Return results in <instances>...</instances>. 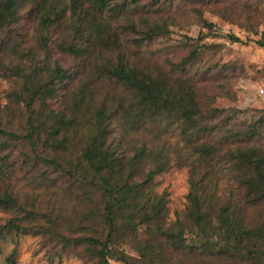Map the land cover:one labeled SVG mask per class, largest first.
<instances>
[{
	"label": "trees",
	"instance_id": "1",
	"mask_svg": "<svg viewBox=\"0 0 264 264\" xmlns=\"http://www.w3.org/2000/svg\"><path fill=\"white\" fill-rule=\"evenodd\" d=\"M173 1L0 0V77L15 86L0 104L8 117L0 121V210L13 213L0 245L35 235L51 259L79 248L97 264H264V114L214 123L223 112L205 108L186 74L207 45L186 44L187 55L163 63L142 55L168 38L170 21L155 15ZM153 124L178 132L191 158L187 205L174 220L168 194L156 190L169 154L136 143ZM222 171L234 185L228 195L217 189ZM25 176L33 188L65 186L74 198L68 213L50 200L39 207L19 184Z\"/></svg>",
	"mask_w": 264,
	"mask_h": 264
},
{
	"label": "rangeland",
	"instance_id": "2",
	"mask_svg": "<svg viewBox=\"0 0 264 264\" xmlns=\"http://www.w3.org/2000/svg\"><path fill=\"white\" fill-rule=\"evenodd\" d=\"M195 9L201 10L204 21L211 26L201 24L200 15ZM155 17L170 21L169 34L168 38L151 44L149 50L142 53L146 58H155L163 63L166 57L187 55L186 44L207 45L196 65L201 72L194 67L186 74L194 77L204 93L205 108L213 107L223 112L213 116L214 123L219 126L229 122L238 124L264 114V0H212L205 3L175 0L173 4L164 5ZM230 35L238 37L241 42H233ZM128 46L134 48L130 44ZM54 57L65 68L71 66L68 56L56 52ZM14 88L13 80L0 77L1 106L9 103L7 94ZM235 110L238 111L237 118L233 116ZM7 119L0 115L3 123ZM147 129L136 137V143L142 145V141H146L149 146L156 144L169 154V167L156 177V190L168 194L170 218L174 220L187 205L191 158L178 132L164 131L158 126L156 128L155 124ZM154 132L159 134V139ZM22 179L19 184L24 187L25 193L38 195L39 207L45 200H50L66 204L62 209L65 214L68 213L74 198L68 194L65 186L56 182L49 189L33 188L28 185V176ZM215 181L219 195H228L234 189L225 171L219 172ZM12 217L13 213L0 210V227ZM44 241L42 236L35 235H19L14 237V241H2L0 264H8L6 257L11 252L17 254L14 264H97L81 255L79 248L51 259L53 252L49 251ZM124 250L130 260H138L137 252L130 245H125ZM111 263L121 264L113 260Z\"/></svg>",
	"mask_w": 264,
	"mask_h": 264
}]
</instances>
